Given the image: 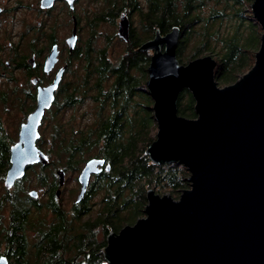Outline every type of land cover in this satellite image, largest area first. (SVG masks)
I'll return each instance as SVG.
<instances>
[{"label":"trees","instance_id":"obj_1","mask_svg":"<svg viewBox=\"0 0 264 264\" xmlns=\"http://www.w3.org/2000/svg\"><path fill=\"white\" fill-rule=\"evenodd\" d=\"M215 1H221L222 8L211 9L199 25L203 18L201 9L208 0H109L110 10L117 13L127 9L132 19L136 15L139 20V27L133 26L129 41L124 42L122 52L114 58L108 48L114 36L108 35L104 46H95L97 25L101 22H91V33L82 50V68L69 69L67 83L59 90L56 105L49 114L48 126L40 128L38 146L48 156V163L28 166L25 176L17 181L18 186L0 196V244L5 245L2 253L10 264H112L102 251L107 239H98L99 229L108 237L110 232H119L145 216L147 192L153 182L173 190L188 187L183 175L188 172L185 165L156 164L147 151L156 139L153 136L158 124L153 98L146 86L151 54L139 47L158 30L166 34L177 26L180 63L184 62L183 52L191 43L192 57L207 49L215 58V78L223 83L235 82L238 74L252 66L262 28L251 8L253 0ZM114 15L102 23L114 25ZM226 17L232 19L233 25L223 33L219 27ZM19 90L27 99L28 88ZM87 95L93 99L90 123L75 126L76 114L65 123L62 113L65 107L76 110ZM32 99L31 103L26 102L29 109L34 96ZM194 105L190 90L183 89L177 100L178 114L196 118ZM0 128L3 146L7 138L2 132L3 123ZM94 157L104 158L110 169L96 174L81 201L73 204L70 211L65 209L61 196L56 194L59 186L56 170L78 171ZM6 159L0 151L1 183L10 166V148L9 162ZM26 180H34L36 187L46 188L45 206L52 214L50 217L40 215L43 203L29 195ZM98 192L104 193L103 206L95 217L87 218L89 201ZM7 204L10 216L8 224H4L2 212ZM31 206L37 213L34 216Z\"/></svg>","mask_w":264,"mask_h":264},{"label":"water","instance_id":"obj_2","mask_svg":"<svg viewBox=\"0 0 264 264\" xmlns=\"http://www.w3.org/2000/svg\"><path fill=\"white\" fill-rule=\"evenodd\" d=\"M49 1L42 0V6ZM251 8L262 28L260 45L253 65L232 84L218 85L212 55L179 62L177 26L166 34L158 30L140 45V50L153 51L146 86L158 124L156 139L147 151L156 164L185 165L191 186L179 199L148 190L145 216L108 235L103 253L110 263L264 264V0H253ZM128 29L129 21L123 17L119 35L126 41ZM68 41L74 44L75 32ZM57 53L55 46L45 61L46 72L55 65ZM65 69H59L52 83L37 88L36 107L10 147L7 188L26 174L28 166L48 163L37 145L39 128ZM183 89L195 99L196 118L178 114ZM104 163V158L86 162L78 176L75 202L82 199L91 176L101 172ZM56 174L59 196L65 170L58 168ZM38 194L36 189L29 191L33 198ZM0 264H9L6 255L0 257Z\"/></svg>","mask_w":264,"mask_h":264},{"label":"flooded vegetation","instance_id":"obj_3","mask_svg":"<svg viewBox=\"0 0 264 264\" xmlns=\"http://www.w3.org/2000/svg\"><path fill=\"white\" fill-rule=\"evenodd\" d=\"M108 1L109 0H89L88 2L94 4L95 7L91 9L89 6V9L85 10L84 0H50L48 2L49 4L45 7L42 6V0H0V105L3 103V99H5L2 83L5 75H8L12 67L23 69L25 72L21 85L28 88L27 99L31 100L34 96L35 101L32 103L33 109L36 105L38 86L52 83L59 69L66 67L65 73L56 90V96L58 95L62 85H66L67 83L69 69L82 68V50L85 46L83 45L82 36L83 23L85 20L84 13H88L90 24L91 22H107L111 19L109 16L115 14L113 17L114 21L116 22L119 19L117 28L118 38L125 43L128 42L119 35V27L123 17H126L129 21L128 33L130 36L131 29L134 25L132 24L133 20L129 14V10L124 9L116 13L114 9L110 10ZM37 16H43L44 19H39L36 23ZM63 24L67 26L66 33L68 31L69 33L66 34L61 42L58 32ZM74 32L75 41L73 45H70L68 38L73 35ZM3 35L5 36V43L2 37ZM26 40H28L27 44H25ZM55 46L58 51L57 61L53 68L49 72H46L44 70L45 61ZM43 52H46L45 55H43ZM4 54H8L6 58H4ZM74 54H76V57ZM40 56H43V58L41 57L40 59ZM30 59L32 60L30 61ZM35 78H37L36 82L34 81ZM9 79L11 81L14 80L12 77ZM92 100L93 99L87 95L83 102L86 103ZM82 104H78L76 108ZM55 105L56 99L51 105V108L46 111L45 116L54 109ZM65 109L72 111L69 107H65ZM0 123H2L1 120ZM107 165H109V163L105 161L101 166L102 171H108L106 169ZM95 175L96 174H93L91 176L90 182ZM2 255L5 254L1 252L0 257Z\"/></svg>","mask_w":264,"mask_h":264},{"label":"rangeland","instance_id":"obj_4","mask_svg":"<svg viewBox=\"0 0 264 264\" xmlns=\"http://www.w3.org/2000/svg\"><path fill=\"white\" fill-rule=\"evenodd\" d=\"M88 1L89 0H84V2H83L85 10L89 9V6L91 9H93L95 7L94 4H92L91 2H88ZM213 8L214 9L215 8L216 9L222 8V2L221 1L216 2L215 0H208L206 6L201 9V15L203 16V18L200 21L199 25L204 23V20L206 19L207 16L210 15V11ZM84 15H85V20L83 23V33H82L83 45L86 44V42L90 36L91 28H92L90 23H89L88 13H84ZM39 19L43 20L44 17L43 16H41V17L37 16L36 23L38 22ZM118 20L115 22L114 25H111L109 23H102V22H101L102 24L100 23L99 25H97V34H95L96 36L94 39L95 46L102 47L106 44V40H107L106 37L108 35L114 36L113 42L111 44H109V47H108L109 48V55H111L112 58H114L115 55L122 52V50L125 46L124 41L120 40V38H118V34H117ZM132 20H133L132 24L134 25V27L137 26V28H138L139 27L138 16L134 15ZM231 21H232V19L230 20V19H228V17L222 19V23L219 27V28H221L220 31H223V33L224 32L226 33L227 31H229V28H231L230 25H233V22H231ZM215 25H217L216 22H215ZM66 29H67V26H65L63 24L60 31L58 32L59 40L61 42L63 41L66 34L69 33V31L66 33ZM2 37H3L4 43H5L6 42L5 36L3 35ZM27 43H28V40L25 41V44H27ZM37 48H39V47H37ZM192 50H193L192 44L190 43L188 45V47L183 52V55H182L183 59L182 60L184 62H182L181 64H187L192 59L202 57L205 55H210L209 52L207 51V49H202L201 51L197 52L198 54L196 57H192V54L194 52ZM149 52L151 55L153 54L152 50ZM43 53H44L43 55H45L46 52H43ZM7 55L8 54H4V58H6ZM41 57L43 58V56H40V59H41ZM254 60H255V58H254ZM245 72L238 74L237 79L240 76H242ZM24 76H25V72L23 71V69L21 70V69H17V68L12 67V68H10L8 75H5L4 81L2 83L3 84L2 85L3 95H5L6 101H5V99H3V103L1 104L2 106L0 105V120L4 124V133L6 134L7 138H5V141H4L5 144L3 146L0 145V151L4 152V155L7 158L6 162H9L8 158H9L10 146L12 144H14L15 142H17L19 139V131H20L21 124L26 120L28 113L30 111H32V109H33L32 106H31V109L28 108L29 106L26 102H30V100L25 99L19 90L22 88H27V87H24L23 85H21V82L23 81ZM10 77L14 78V80L11 81L9 79ZM68 77H69V75H68ZM216 81L218 82L219 86H225V85H229V84L234 83L233 81L223 83L221 80H219L217 78H216ZM22 100H24V102H22ZM21 104H22V106H21ZM92 105H93V102L88 101V102L78 106L76 110L62 111L63 121L65 123L69 122L66 120H68L73 114H76L75 120H74L75 126H76V123H77V125H81V126H83L84 124H89L91 121ZM49 114H47V116H45L44 120L42 121L40 128L46 127L45 124H47V126H48V123H49L48 120L50 117ZM18 128H19V131H18ZM157 130H158L157 128L154 130L155 133H157ZM47 131H49V130L47 129ZM153 137L155 138L156 134H154ZM5 149H6V151H5ZM85 164H86V162L84 163L82 168L85 166ZM82 168L78 171L76 170L73 172H66V180H65L64 185L62 186V193H61L60 200L62 201V206H64L65 209H67L69 211L73 208L72 205L75 204V199L77 198L79 191H80V184L78 182V176H79ZM163 168H164V170H167V167H163ZM183 175H185V177H187L186 179L188 182V187H186L185 189L190 188L191 184H190V181L188 180V177L190 176V172L188 171L187 173H185ZM32 181H34V180H30V181L26 180L24 185L28 186V189H27L28 191H30L32 189H36L38 191L39 194L36 198L43 203V210L40 213V215H42V216L48 215L50 217L52 214L49 212V210L45 206V204L48 200V197L46 194V188L45 187H36L34 185L35 181L34 182H32ZM18 182H20V180ZM18 182L16 183L15 186H18ZM15 186L12 187L11 189H7L4 185V178H3L2 183L0 182V196H4L8 191L14 190ZM150 189L155 190L160 195H170L174 199H179L181 192L183 191V188L176 189V190H173V188H169V187L164 188L162 186L157 185L155 182L150 184L149 190ZM103 197H104V193L98 192L90 199V201H89V212L90 213L87 214V218L88 217H95L98 214L99 210L103 206L102 205ZM31 212H32V216H34V213H36L34 206H31ZM2 214H4L2 217L3 223L8 224L9 216H10V205L9 204H7L5 206ZM97 237L99 240H102L104 238L105 239L108 238V237H106L104 232L101 230V228L99 229ZM4 249H5V245H3V243H1L0 244V253L3 252ZM102 251H103V249H102Z\"/></svg>","mask_w":264,"mask_h":264},{"label":"bare ground","instance_id":"obj_5","mask_svg":"<svg viewBox=\"0 0 264 264\" xmlns=\"http://www.w3.org/2000/svg\"><path fill=\"white\" fill-rule=\"evenodd\" d=\"M35 107H36V106H35ZM50 108H51V107H50ZM50 108H48V109H50ZM34 109H35V108H34ZM34 109H33V110H34ZM48 109L45 110L43 118L45 117L46 111H47ZM33 110H32V111H33ZM20 128H21V127H20ZM39 131H40V128H39ZM19 132H20V131H19ZM40 134H41V132H40ZM18 140H19V139H18ZM37 142H38V141H37ZM15 143H16V142H15ZM15 143H14V144H15ZM14 144H12V145H14ZM12 145H11V146H12ZM37 145H38V143H37ZM38 147H39V146H38ZM39 148H40V147H39ZM10 154H11V152H10ZM94 158H98V157H94ZM91 159H92V158H91ZM89 160H90V159H89ZM89 160H88V161H89ZM10 165H11V162H10ZM9 167H10V166H9ZM8 169H9V168H8ZM82 169H83V168H82ZM6 174H7V172H6ZM24 176H25V175H24ZM24 176H23V177H24ZM65 176H66V172H65ZM23 177L18 178V179L15 181V183H16L19 179H22ZM5 178H6V176H5ZM90 179H91V178H90ZM4 180H5V179H4ZM65 180H66V179H65ZM15 183H14V185H15ZM89 184H90V182H89ZM14 185H13V186H14ZM13 186H12V187H13ZM88 186H89V185H88ZM5 187H6V186H5ZM12 187H10V188H12ZM6 188H7V187H6ZM10 188H8V189H10ZM87 188H88V187H87ZM61 193H62V191L60 192L59 197L61 196ZM84 195H85V194H84ZM84 195H83V196H84ZM57 196H58V195H57ZM82 198H83V197H82ZM75 200H76V199H75ZM80 201H81V200H80ZM78 202H79V201H78ZM75 203H77V202H75Z\"/></svg>","mask_w":264,"mask_h":264}]
</instances>
